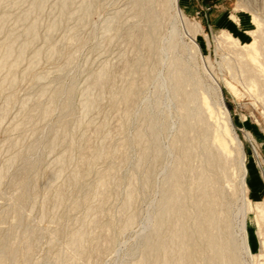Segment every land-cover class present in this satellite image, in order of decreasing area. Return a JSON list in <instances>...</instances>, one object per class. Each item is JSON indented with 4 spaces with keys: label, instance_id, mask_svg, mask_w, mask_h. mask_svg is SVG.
Returning <instances> with one entry per match:
<instances>
[{
    "label": "rangeland",
    "instance_id": "obj_1",
    "mask_svg": "<svg viewBox=\"0 0 264 264\" xmlns=\"http://www.w3.org/2000/svg\"><path fill=\"white\" fill-rule=\"evenodd\" d=\"M1 1L0 20L8 18L2 21L6 25L0 26L6 28L0 29V47L9 40L5 32L13 31L10 36L21 39L16 42L18 49L17 44L21 46L27 37L15 35L24 33L29 22L38 24L39 35L30 44L28 53L25 52L23 61L17 63L14 56L9 60L14 64L15 82L10 76L11 64L8 62L5 67H9L6 70L9 74L4 68L1 70L0 63V173L7 172L0 181V237L6 235L9 247L16 251L14 258L5 264H63L64 259L67 262L72 259L71 264H139V255L132 252L149 233L145 220L160 201L166 166L172 165L174 159L169 146L179 126L176 108L163 96L164 112L173 129L161 133V141L168 149L164 157L157 158L153 180L147 184L148 175L144 174L150 173L151 162L139 168L133 165L150 146L145 136L140 144L135 140L138 130L146 132L149 126L138 111L153 95L155 78L166 77L169 67V57L159 59L157 51L144 43L148 30L146 21L139 16V7L146 6L148 1L140 0V4L139 0H95L85 20L64 19L51 36L47 35L48 27L58 19L61 0H47L43 10L33 14L25 24L18 19L33 2L40 0ZM153 1V10L162 24L159 36L163 39L171 31L175 12L170 8V0ZM81 5L82 0H75L72 9ZM179 5L187 27L199 24L201 28L198 32L188 29L189 38L180 30L177 55L203 81L199 97L205 98L213 111L211 116L206 114L211 138L222 137L229 145L231 163L225 178L216 183L226 189L224 201L230 206L227 214L230 232L238 243L239 229L246 228L252 235L254 264L264 263V257H259L263 255L264 241V0H252V3L251 0H180ZM116 17L115 29L109 30L108 23ZM190 38L200 45L208 59L206 69L220 85L231 115L230 135H235L240 145L224 133L217 99L211 91L213 84ZM55 47L60 51L52 56L49 50ZM37 51L41 54L35 57ZM253 72L260 78L257 84L251 81ZM101 73H105V80L99 89L94 86V79ZM9 77L14 84L9 80L12 83L5 85ZM132 86L136 89L138 86L141 92L136 96L139 98L130 117L122 94ZM69 88L73 90L71 112L63 111ZM58 90L61 92L52 102ZM88 90L99 98V103L85 113L83 101ZM45 109L50 112L46 114ZM56 138V146L49 147L48 142ZM99 150L101 156L96 154ZM31 157L40 160L36 172L30 173L32 186L22 202L20 174ZM62 157L66 163L60 169L57 162ZM243 159L248 169L244 184L240 182L239 171ZM197 162L195 166H199ZM130 178L135 196L130 210L120 214ZM94 190L99 191L97 195ZM246 201H250V208ZM126 214L135 217L133 225L128 227L124 225L129 216ZM189 223L192 225L193 221ZM36 234L40 236L38 239L31 238ZM76 235L83 236V244L77 251L81 255L71 253L68 245ZM29 242L33 248L26 256ZM66 251L70 257H79L75 256L73 261ZM239 260L253 264L242 252Z\"/></svg>",
    "mask_w": 264,
    "mask_h": 264
},
{
    "label": "bare ground",
    "instance_id": "obj_2",
    "mask_svg": "<svg viewBox=\"0 0 264 264\" xmlns=\"http://www.w3.org/2000/svg\"><path fill=\"white\" fill-rule=\"evenodd\" d=\"M74 1L75 0H61L59 2L58 19L54 20L49 25L47 35L51 36L54 31L57 30L58 26L64 19L77 17V19L85 20L88 14L91 12L95 0H82L81 7L76 10L72 9ZM147 1L148 4L146 6H137L139 7L140 11H138L139 16L141 17V20L143 19L146 21V28L148 30L145 35L144 43L148 48L151 47V49L157 51V53L159 54V59L161 57H169V67L166 77L155 78L156 87L153 95L147 98V101L144 102L145 105L142 108L140 107L141 109H139L138 111L142 115V117L146 119V122L148 121L149 126L147 127L146 132H144V130L142 132L138 130V133H136L135 135V140L137 144H140L142 138H144L143 136H145L148 138V140H150V146L148 145L149 147H147L146 150L136 158V163H132L133 165H136L135 167L139 168L140 166L142 167L143 164L151 162L150 164L152 167L150 166V171H148L150 173L146 171V173L148 174H144L148 175L146 176L147 178L145 177L147 184L149 183V181L153 180L152 175L156 167L155 163L157 158L164 157L166 150L168 149L161 141V133H166L169 130L173 129V126L169 123L167 115H165L164 112L163 96L168 97L171 103H173V106L176 108L179 114V126L178 133L172 139L171 145L169 146L171 153L174 154V159L172 165L168 164L166 166V175L163 179V183L161 184L159 191L160 201L158 202L157 209L152 212L151 216H147L145 220L147 222L145 225L146 230L148 229L149 233L148 235H145L144 238L142 237L140 243L138 244L139 249L136 246L137 249L134 248L132 254L139 255V264H146L150 261H152L153 264H243L239 260L240 252H242L244 253V255H246V257H250L252 259V263L254 264L255 257L252 253L250 241L252 235H250L246 228L241 227L238 233V243L235 237L232 236V233L230 232V215L227 216L230 206L229 203H226L224 201V196L226 195H224V191L226 189L220 188V186H217L216 183L218 182V179L220 181L222 177L225 178L228 171L227 169L229 167L228 164L231 163V161L229 160V145L227 141L222 137L213 136V138H211V128L206 121V114H209V116H211L213 114V111L211 110V107L208 106L206 99L199 97V91L203 89V81L189 67V65L184 62L182 57H179L177 55L178 42L181 32H183L185 36L189 38L190 36L188 34V29H190V31L198 32L201 27L198 24L197 26L188 28L187 22L180 9V0H170V8L175 12V15L173 17V26L170 28L171 31L169 32L168 36L160 39L159 34L162 27L160 16H158L153 10L154 1ZM45 2H47V0L33 2L31 8H29L28 11H25L22 17L18 20H21L23 24H25L33 14L37 15V13L39 14V12L43 10ZM165 3L168 4V2ZM5 17L6 18L3 17L4 19L2 18V21L8 18V16ZM117 19L118 17L108 23L107 28L109 30L115 29L118 21ZM2 21V24L0 23V26L6 25V23ZM22 22H20V24ZM37 25L38 24H36L35 21L32 23L29 22V24L26 25L27 27L24 30V33L22 31V33H18L16 35L13 33L15 37L19 34H24V37H27V40L24 39L25 41H23V44L21 43V46H18L17 44L18 49H16V42L21 40L20 37L17 39V37H12V34L10 36V33H12L13 31H9V34L8 32H5L7 33L6 36L9 35L7 36L9 40L8 42H6V39L5 46L3 45L0 47V63L2 66V69L0 68L1 70L4 71L5 67L11 64L9 60L13 56L16 57L17 63H20L24 60L23 58L25 57V52L27 51L28 53V50L31 48L30 44L32 45L33 40L38 39L37 36L39 35L37 34ZM3 29L6 28L3 27ZM47 38H49V41H51L50 37L47 36ZM190 41L192 48L195 50L197 56L204 63V71L213 84L211 91L214 93V96L217 99L216 104H218L219 106L218 112L223 119L224 133L230 136L231 140L238 142V145H240V140L235 135H230L232 133L230 127L231 115L224 104V97L220 85L218 84L216 79H214L213 76L208 73L206 69L205 63H209L208 59L203 56L200 45L192 39ZM50 49L51 50L49 51H51L50 54H52V56H55L60 51L57 49V47ZM40 54L37 51L34 56H40ZM13 60L15 59L13 58L12 61ZM9 67L12 69L11 74L15 72L13 71L14 64L9 65ZM9 67L8 69H5V71L10 70ZM210 69H212V67ZM253 74L254 72L252 73V76H257L256 73L254 75ZM12 75H10L12 78L15 77V74L13 76ZM104 75L105 73H101L96 77V80L94 79L95 87H99V89H102L100 87L101 85L103 87V80H105ZM255 76L252 78L250 75L252 79L250 77L249 79H251L254 84H257V81H260V78L257 76V78H259L258 80ZM4 78H8V76H5ZM12 78L10 79L9 77L8 83L6 82V84L4 81L5 79H3L4 84L8 85L10 84L9 82H13L15 78H13V80ZM3 81L1 83H3ZM14 82L12 84H14ZM70 89L71 88H69V91H67V98L63 103V111L67 112H71L72 110L71 97L73 90ZM128 90L129 91L125 93L124 96L122 94V101L128 109V116L131 117V110L138 101L139 97L137 98L136 96H138L137 94L140 90H138V86L137 89L135 86H132ZM60 92L61 90H58L56 92L54 97H52V102H54L58 98ZM98 103L99 98L93 97L91 90L85 92L83 101V109L85 113L89 112ZM44 111L46 114L50 112L49 109H45ZM132 140H130V142ZM57 141V138L49 141V147H53ZM100 150L98 151L99 153L96 154L101 156L102 151ZM27 159L28 163L20 174L22 175V181L20 180V182L23 183L22 187L24 191L21 197L22 202H24L23 199L26 198L29 188L30 186H32L30 173L38 165V160H40L38 158L33 159V157ZM196 161L199 162V166H195L196 163L194 162ZM129 162L130 161H128V163ZM64 163H66L65 157L58 159L57 164H60V169H62L61 165H64ZM11 165L8 169H10ZM148 165L149 164H146V166ZM239 171L240 182L244 184L246 175L248 173V169L244 159L240 161ZM140 172L142 174L141 170L139 171V173ZM6 173H0V181L3 179V176ZM54 178L55 177H53V179ZM129 180H131V178ZM129 180L127 189L124 193L125 200L123 202L124 204L122 203L123 208L120 210V214L121 211H123V214H125L126 212H128V210H130L132 200L135 196L132 180L130 182ZM227 180L230 181L231 179ZM232 186L233 185H231L230 187ZM103 190L101 191V193L103 192ZM96 192L99 191L94 192L97 195ZM101 193L98 194L100 195ZM245 204H247L248 208L251 207L250 201H246ZM126 218L127 219L125 220L124 225L126 227H128L129 225H133L132 223L135 221V217L133 215H129ZM190 221H193L192 225L189 223ZM258 233V235H260V230ZM31 236V238L34 239H38L40 237L39 234ZM82 237L83 236L81 235H76L71 238L70 244H68L72 248V250H70L71 253L72 251L73 254L79 253H77V251L84 241ZM7 240L8 238L6 235L0 237V264H5L14 256V253L16 252L13 248L9 247ZM261 245L263 255L259 257H264V241H262ZM32 248L33 244L29 242L26 246V256L30 254ZM66 253L68 254L67 251ZM79 255L81 254L79 253ZM79 255L77 256L79 257ZM68 256L69 258L73 257H70V254H68ZM75 256L73 257V261L75 259ZM62 259H64L63 255ZM64 260H62L64 261L63 264H71L70 262L72 261V259L68 260V262L66 259Z\"/></svg>",
    "mask_w": 264,
    "mask_h": 264
},
{
    "label": "built area",
    "instance_id": "obj_3",
    "mask_svg": "<svg viewBox=\"0 0 264 264\" xmlns=\"http://www.w3.org/2000/svg\"><path fill=\"white\" fill-rule=\"evenodd\" d=\"M251 3H252V0H251ZM252 5V4H251Z\"/></svg>",
    "mask_w": 264,
    "mask_h": 264
}]
</instances>
